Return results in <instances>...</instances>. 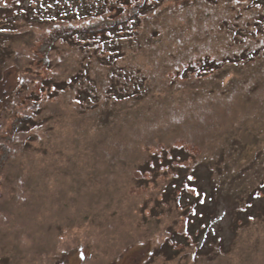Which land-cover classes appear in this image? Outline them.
<instances>
[{"label":"rangeland","instance_id":"obj_1","mask_svg":"<svg viewBox=\"0 0 264 264\" xmlns=\"http://www.w3.org/2000/svg\"><path fill=\"white\" fill-rule=\"evenodd\" d=\"M0 264H264V0H0Z\"/></svg>","mask_w":264,"mask_h":264},{"label":"trees","instance_id":"obj_2","mask_svg":"<svg viewBox=\"0 0 264 264\" xmlns=\"http://www.w3.org/2000/svg\"><path fill=\"white\" fill-rule=\"evenodd\" d=\"M127 1L132 2V1H135V0H127ZM146 1H148V0H144V2H146ZM120 4H121V2H120ZM119 10H121V8ZM103 16L104 15H102V17ZM125 21H126L125 19H123V20L120 19V20H118V22L117 21H114V22H112L110 24H105L104 21L101 20V21L98 22L100 24H98L99 26H97L96 28H89V27H81V26H78L77 28L75 27V31H77V32H85V33L86 32H89V33L93 32L94 33V32H96L98 30H103V29H105V30H112V31H122L124 29V26H125V24H124ZM220 65H221V63L219 64L218 62H215V61H204L199 66V71L202 74H208V73H211V72H213L215 70H218L220 68ZM5 132H6V130H5ZM185 154L188 155L189 153L187 151H185ZM196 154L198 155L199 153L197 152ZM189 155L191 157L192 154L190 153ZM172 156H174V155H172ZM172 159H174V158H172ZM173 161H175L174 162V165L177 166V164H178L177 163V160L174 159ZM171 170H173V169H171Z\"/></svg>","mask_w":264,"mask_h":264}]
</instances>
